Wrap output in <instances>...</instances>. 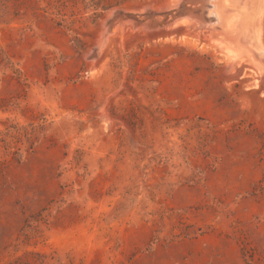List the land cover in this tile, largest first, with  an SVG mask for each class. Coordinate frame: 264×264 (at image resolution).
<instances>
[{
  "label": "rangeland",
  "instance_id": "rangeland-1",
  "mask_svg": "<svg viewBox=\"0 0 264 264\" xmlns=\"http://www.w3.org/2000/svg\"><path fill=\"white\" fill-rule=\"evenodd\" d=\"M197 1L0 0V264H264V71Z\"/></svg>",
  "mask_w": 264,
  "mask_h": 264
},
{
  "label": "bare ground",
  "instance_id": "bare-ground-1",
  "mask_svg": "<svg viewBox=\"0 0 264 264\" xmlns=\"http://www.w3.org/2000/svg\"><path fill=\"white\" fill-rule=\"evenodd\" d=\"M241 1L214 0V8L208 11L209 14L214 16L212 18L214 24H210L212 25L211 33L216 36L215 43L219 46L223 54L231 59H250L256 66L257 71L262 72L264 71V49L253 45L246 38L247 35L243 36L240 32V27H242L240 25L239 11ZM197 4L199 6L201 5L202 9L205 8L202 0H198ZM192 10H196V7H193Z\"/></svg>",
  "mask_w": 264,
  "mask_h": 264
}]
</instances>
